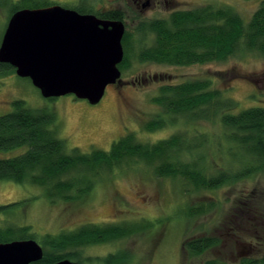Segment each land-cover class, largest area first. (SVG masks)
<instances>
[{"label": "rangeland", "instance_id": "1", "mask_svg": "<svg viewBox=\"0 0 264 264\" xmlns=\"http://www.w3.org/2000/svg\"><path fill=\"white\" fill-rule=\"evenodd\" d=\"M49 1L69 9L82 8L93 15L120 11L126 32L130 34L129 67L121 72L120 85H109L96 105L73 95L43 98L28 78H20L9 70L0 71V116L13 111V102L17 100L30 109L53 114L58 137L68 152L74 148L82 153L109 151L112 143L126 134H133L140 143L151 144L175 133L188 132L190 137L204 133L213 138L212 149L216 153L210 164L216 169L227 165L228 159L221 153L225 142L218 140L222 129L216 123L197 121L184 125V120H179L164 129L146 131L145 122L159 112L152 98L164 84L209 79L212 89L225 91L224 96L236 102V112L264 107V57L241 52L222 62L190 66L140 62L138 51L149 47L153 36L139 33L137 27L140 22L163 19L176 10L206 5L228 7L246 21L262 0H150L146 8L137 6L134 0ZM8 17L9 9L0 8V43ZM25 149L0 151V159L17 156ZM102 174L90 195L71 202L52 203L38 186L0 181V206L25 201L13 207V213L5 216L0 212V227L30 226L40 235L69 232L90 224L144 225V229L130 237L81 248L85 264H102L101 258L117 251L127 252L123 257L129 258L128 264H202L208 259L238 264L242 258L262 263L264 219L259 218L263 221L262 229L258 227L261 223H244L241 231L232 235L227 234L230 229L227 227H231L227 220L235 214L236 202L250 195L264 201V170L216 190L187 193L180 179L156 177L152 167L141 162L125 163ZM204 201H214L213 209L194 219L186 216L189 204ZM209 235L219 237L221 243L203 255L189 256L183 249L187 240Z\"/></svg>", "mask_w": 264, "mask_h": 264}, {"label": "trees", "instance_id": "2", "mask_svg": "<svg viewBox=\"0 0 264 264\" xmlns=\"http://www.w3.org/2000/svg\"><path fill=\"white\" fill-rule=\"evenodd\" d=\"M55 4L49 0H0V8L9 9V17L20 9L44 8ZM81 14H90L82 8H73ZM107 20H121L118 10L96 13ZM8 17V18H9ZM137 31L153 36L149 47L138 51L140 62L169 66H190L222 62L241 52L257 53L264 57V0L248 20L228 7L211 5L190 10H176L166 18L140 22ZM130 34L122 38V72L129 66ZM15 72L9 65L0 64V71ZM225 91L212 89L210 80H188L164 84L152 102L159 112L145 122L148 132L164 129L184 120V125L197 121L218 124L225 144L221 149L228 159L225 167L210 164L216 153L207 134L175 133L156 143H140L133 134H126L113 142L109 151L92 150L82 153L74 148L66 150L58 137L55 116L43 110L28 108L21 100L13 102V111L0 116V151L25 147L19 155L0 159V181L38 186L49 202L80 200L92 192L102 173H110L125 163L141 162L151 166L156 177L180 179L184 192L216 190L225 185L264 170V107H250L237 111V104L224 96ZM196 132V130H195ZM217 140V139H215ZM222 141V142H223ZM218 142V141H217ZM221 144V142H220ZM212 168L214 170H212ZM25 201H22L23 203ZM15 202L0 206L3 215L13 213ZM188 205V204H187ZM235 214L230 215L228 235L241 231L244 223L257 224L264 219V201L250 195L235 203ZM214 201L189 204L188 218H197L209 212ZM10 210V211H9ZM236 216V218H235ZM143 224L83 225L76 230L60 233L36 234L30 226L0 227V243L13 240H35L43 249V258L34 264H52L61 260L84 263L80 249L86 246L130 237L144 229ZM261 229L263 228L260 227ZM221 243L214 235L187 240L183 249L189 256H201ZM125 251L109 254L102 264H128ZM202 264H230L219 259H208ZM238 264H264L242 258Z\"/></svg>", "mask_w": 264, "mask_h": 264}, {"label": "water", "instance_id": "3", "mask_svg": "<svg viewBox=\"0 0 264 264\" xmlns=\"http://www.w3.org/2000/svg\"><path fill=\"white\" fill-rule=\"evenodd\" d=\"M147 6V4H146ZM121 20L52 5L20 9L9 17L0 43V64L28 78L46 99L73 95L96 105L106 88L121 82ZM42 247L32 239L0 243V264H34ZM52 264H85L61 260Z\"/></svg>", "mask_w": 264, "mask_h": 264}, {"label": "flooded vegetation", "instance_id": "4", "mask_svg": "<svg viewBox=\"0 0 264 264\" xmlns=\"http://www.w3.org/2000/svg\"><path fill=\"white\" fill-rule=\"evenodd\" d=\"M134 2L137 6L141 5V7H143V8H146L150 4V0H145V1L144 0H134ZM146 4H147V6H146ZM120 83H117V84L120 85Z\"/></svg>", "mask_w": 264, "mask_h": 264}]
</instances>
